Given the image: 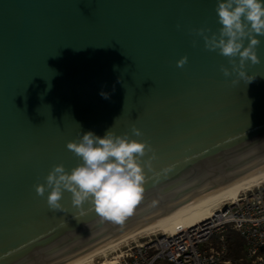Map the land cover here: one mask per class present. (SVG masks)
<instances>
[{"label":"water","instance_id":"obj_1","mask_svg":"<svg viewBox=\"0 0 264 264\" xmlns=\"http://www.w3.org/2000/svg\"><path fill=\"white\" fill-rule=\"evenodd\" d=\"M216 7L0 0V264H70L264 168V37L261 63L245 65L256 78L225 77L228 58L195 33L218 35ZM111 127L155 154L132 214L114 222L89 202L76 209L68 191L64 211L50 210V189L40 197L35 185L53 165L81 163L67 142Z\"/></svg>","mask_w":264,"mask_h":264},{"label":"clouds","instance_id":"obj_2","mask_svg":"<svg viewBox=\"0 0 264 264\" xmlns=\"http://www.w3.org/2000/svg\"><path fill=\"white\" fill-rule=\"evenodd\" d=\"M215 11L221 25L218 35H207V28L196 29V35L203 39L207 50H218L220 55L228 58L231 71L224 66L220 68L225 77L235 74L246 83L252 82L256 76L248 75L245 65L247 62L261 63L257 48L261 43L258 37H264V0H217ZM187 60V56L181 57L176 62L177 67L182 68ZM237 82L232 80L233 84ZM100 95L108 98L107 93ZM112 127L102 137L87 131L77 140L67 142V149L79 157L81 163L70 171L63 164L53 165L44 177L45 183L35 185V192L40 197L50 189L46 197L50 210L64 211L60 201L62 192L68 191L76 209L89 202L98 216L114 222L132 214L143 196L144 167H151L155 154L146 141L130 139L127 133L117 135ZM132 133L142 136L134 126ZM146 152H153V156L142 167L140 160Z\"/></svg>","mask_w":264,"mask_h":264},{"label":"built area","instance_id":"obj_3","mask_svg":"<svg viewBox=\"0 0 264 264\" xmlns=\"http://www.w3.org/2000/svg\"><path fill=\"white\" fill-rule=\"evenodd\" d=\"M228 232L241 242L237 255L225 239ZM113 252L104 264H264V183L241 192L204 222L152 231Z\"/></svg>","mask_w":264,"mask_h":264},{"label":"bare ground","instance_id":"obj_4","mask_svg":"<svg viewBox=\"0 0 264 264\" xmlns=\"http://www.w3.org/2000/svg\"><path fill=\"white\" fill-rule=\"evenodd\" d=\"M261 183H264V168L220 191L150 222L70 264H93L95 257L152 231L167 233L172 232L176 228H187L197 225L208 220L212 216L213 211L221 205L233 202L241 192Z\"/></svg>","mask_w":264,"mask_h":264},{"label":"rangeland","instance_id":"obj_5","mask_svg":"<svg viewBox=\"0 0 264 264\" xmlns=\"http://www.w3.org/2000/svg\"><path fill=\"white\" fill-rule=\"evenodd\" d=\"M144 235H145V234L141 235L140 237H136L134 240L128 241V242H126V243H127V244H130L131 242H132V243H133V242H137V243H139V242L143 241V237H144ZM124 244H125V243L121 244V245L118 246L117 248L122 247V245H124ZM117 248H114V249H117ZM114 249H111V250H109V251H107V252H105V253H103V254H101V255L95 257V258L93 259V264H101V263H103L105 260H106V261H109L110 257L113 256V254H114V252H113ZM160 264H164V263L161 262Z\"/></svg>","mask_w":264,"mask_h":264},{"label":"trees","instance_id":"obj_6","mask_svg":"<svg viewBox=\"0 0 264 264\" xmlns=\"http://www.w3.org/2000/svg\"><path fill=\"white\" fill-rule=\"evenodd\" d=\"M225 239L228 242L229 248L233 251V255H237V251H239L241 244L237 235L232 232H228L225 234Z\"/></svg>","mask_w":264,"mask_h":264}]
</instances>
